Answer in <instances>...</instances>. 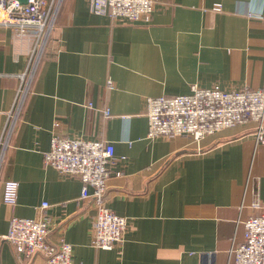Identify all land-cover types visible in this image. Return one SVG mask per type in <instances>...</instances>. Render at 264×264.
<instances>
[{
  "label": "crops",
  "instance_id": "obj_1",
  "mask_svg": "<svg viewBox=\"0 0 264 264\" xmlns=\"http://www.w3.org/2000/svg\"><path fill=\"white\" fill-rule=\"evenodd\" d=\"M33 53V39L0 26V141ZM193 85H264V0H159L148 21L135 23L95 15L88 0H64L4 150L0 264H44L4 238L13 216L49 218L48 241L69 243L79 264H233L243 222L264 200L255 125L198 144L147 138L146 98L188 94ZM53 135L114 146L103 204L127 228L112 250L92 246L96 205L81 199L79 179L44 164ZM7 180L18 183L14 207L2 201Z\"/></svg>",
  "mask_w": 264,
  "mask_h": 264
},
{
  "label": "built area",
  "instance_id": "obj_2",
  "mask_svg": "<svg viewBox=\"0 0 264 264\" xmlns=\"http://www.w3.org/2000/svg\"><path fill=\"white\" fill-rule=\"evenodd\" d=\"M64 0H0V26L11 27L18 34L34 40L29 71L21 76L12 110L0 141V167L8 138L13 134L28 93L34 66L51 38ZM90 11L111 21H148L159 0H88ZM219 6H215L218 10ZM107 88L113 89L111 82ZM144 115L147 120V138H187L201 142L223 130L253 123L256 146H264V85L258 89L239 88L223 90L216 86L203 88L193 85L188 94L146 98ZM105 118L110 117L108 110ZM46 166L60 175L78 178L81 199L93 198L96 205L92 246L112 250L124 238L127 222L104 206L103 197L110 177L109 165L115 161L114 146L103 140H84L76 137L53 135L50 148L43 154ZM116 171L115 175H120ZM18 183L7 180L3 184L2 201L14 207ZM91 191V192H89ZM43 203L41 209L47 208ZM255 214L244 222L243 241L231 248L233 264H264V200L252 205ZM49 218L30 219L11 217L4 238L23 258L41 254L44 264H79L73 260V248L60 240L51 244Z\"/></svg>",
  "mask_w": 264,
  "mask_h": 264
},
{
  "label": "water",
  "instance_id": "obj_3",
  "mask_svg": "<svg viewBox=\"0 0 264 264\" xmlns=\"http://www.w3.org/2000/svg\"><path fill=\"white\" fill-rule=\"evenodd\" d=\"M21 4H26L28 0H18Z\"/></svg>",
  "mask_w": 264,
  "mask_h": 264
}]
</instances>
